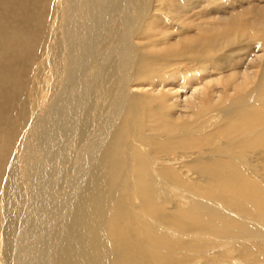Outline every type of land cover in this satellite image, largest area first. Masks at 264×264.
I'll use <instances>...</instances> for the list:
<instances>
[{
	"label": "bare ground",
	"instance_id": "6f19581e",
	"mask_svg": "<svg viewBox=\"0 0 264 264\" xmlns=\"http://www.w3.org/2000/svg\"><path fill=\"white\" fill-rule=\"evenodd\" d=\"M249 5L0 0V264H264Z\"/></svg>",
	"mask_w": 264,
	"mask_h": 264
},
{
	"label": "rangeland",
	"instance_id": "374dc122",
	"mask_svg": "<svg viewBox=\"0 0 264 264\" xmlns=\"http://www.w3.org/2000/svg\"><path fill=\"white\" fill-rule=\"evenodd\" d=\"M246 1H247V4L248 5L250 4L249 7H254L256 4H260V3H263L264 2V0H259V1L257 0L256 2H255V0H252L253 2L251 0H246ZM246 7H248V6L247 5L242 6L239 9H236V10H234L232 12H229V13L237 14V13L241 12L242 10H246ZM198 17H201V16H198ZM198 17H195V18H198ZM195 18H193V19H195ZM251 26H256L257 28L259 27V25L254 20H251ZM170 31H175V29H172Z\"/></svg>",
	"mask_w": 264,
	"mask_h": 264
}]
</instances>
